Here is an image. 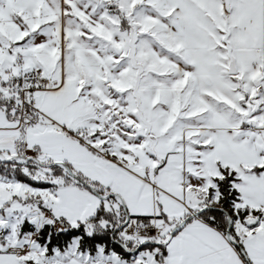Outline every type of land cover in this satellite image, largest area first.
<instances>
[{
	"label": "snow or ice",
	"instance_id": "1",
	"mask_svg": "<svg viewBox=\"0 0 264 264\" xmlns=\"http://www.w3.org/2000/svg\"><path fill=\"white\" fill-rule=\"evenodd\" d=\"M0 264H264V0H0Z\"/></svg>",
	"mask_w": 264,
	"mask_h": 264
}]
</instances>
